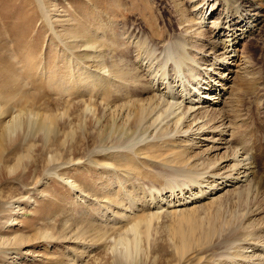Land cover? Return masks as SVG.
Instances as JSON below:
<instances>
[{
    "label": "rangeland",
    "instance_id": "1",
    "mask_svg": "<svg viewBox=\"0 0 264 264\" xmlns=\"http://www.w3.org/2000/svg\"><path fill=\"white\" fill-rule=\"evenodd\" d=\"M214 1L209 15L206 0H0V264H237L236 257L242 264L247 255L264 257V21L240 36L231 65L237 74L226 75L227 86L235 83L229 102L233 111L227 114L234 131L231 147L248 152L260 179L248 197L227 187L233 192L212 203L218 193H204L212 183L206 176L195 177L224 150L205 160L206 146L190 148L185 136L178 141L170 133L161 136L165 122L151 127L150 119L138 131L129 127L126 116L129 102L145 101L156 92L155 97L183 105L188 94L209 81V74L212 81L218 80L217 72L223 75L215 66L210 72L213 57L205 61L202 52L191 49L188 44L196 42L179 25L188 12L197 28L209 29L222 10ZM203 10L209 16L200 25ZM178 34L186 37V51ZM207 35L196 44L206 45ZM170 39L176 41L174 47ZM169 45L171 52L178 49L173 53L181 54L182 63L169 58L173 53L165 54ZM185 55L194 59L186 61ZM159 56L169 58L165 69ZM171 65L179 68L171 71ZM163 70L172 75L164 72L169 75L163 79ZM123 71L133 77L123 82L126 78L120 80L117 73ZM237 75L246 81L236 83ZM189 168L195 175L190 180L172 171ZM191 202L197 210L187 211ZM173 209L176 213L163 216ZM151 213L153 218L143 220ZM215 213L233 222L220 225ZM184 217L192 221L180 220ZM180 221L186 229L195 226L185 250L171 241ZM126 254L130 260L119 262Z\"/></svg>",
    "mask_w": 264,
    "mask_h": 264
},
{
    "label": "bare ground",
    "instance_id": "2",
    "mask_svg": "<svg viewBox=\"0 0 264 264\" xmlns=\"http://www.w3.org/2000/svg\"><path fill=\"white\" fill-rule=\"evenodd\" d=\"M216 1H218L217 3H219V6L220 7H222V10H221V12L217 15V18L215 19V20H213V22H210L211 23V26H210V28L209 29H205V30H200V29H202V28H199V27H202V26H198V28L195 26V22L192 20V19H194L193 17L192 18H190V16H189V13L187 12L186 14H185V12H184V14L183 15H181L183 18L181 19V24H179V25H183L182 26V31L181 30H179V32L181 31V32H183L184 34H186V36L188 37V36H190L189 38H191V39H193L194 41L193 42H196L197 43V41H202V40H204L205 38H207L206 37V35L208 34L209 35V40H208V43L205 45H203V44H199V45H197L196 43H191L192 44V46L190 45V44H188L189 46H190V48L191 49H196L195 51H198V52H202V56H203V58H204V60L205 61H208V59H207V57L208 56H212L213 58L211 59V62H210V65H209V70H210V72H212L213 71V69H214V66L215 67H217V68H215L216 70H222V71H225L224 73H223V75H221V76H218V72L216 73L217 74V76H216V78H218V80L216 81V79H215V81L213 80L212 81V79H214L213 78V73L210 75L209 74V81L207 82V83H204L203 84V86H201L200 85V87L197 89V90H193L194 91V93H192V95L191 96H189V94L187 95V97L186 98H184V100H183V103L185 104V106L183 107V105L182 104H177V103H170V102H166V100L164 101V100H162V99H160L159 97H155V95H156V93H155V95L153 96V97H151V98H148L147 100H145V101H140V102H135V103H133V102H129V105H128V108H126V116H127V118H128V121L130 120V123H131V126H129V127H133V129H138V131L141 129V130H143V125L145 124V123H147V122H149L150 121V119H151V127L152 126H155V127H158V125H161V127H163V126H165L164 124H163V126H162V123H166L168 126L166 127H164L163 129H161L160 128V135L162 136V135H166V134H171L170 135V138L171 139H177V141L178 140H180V137H184L185 136V138L186 139H190L189 141L191 142V144H189V145H191L190 146V148H194V147H201V146H206V148L203 150V152H202V154H203V157L205 158V160H208V157L212 154V153H215V152H218V151H221V150H224L223 151V153L219 156L218 155V157L217 158H214V156H211V157H213L214 159L213 160H211L210 161V163L208 164V166H206V167H201L202 169H205L202 173H196L197 175L195 176L193 173H192V171H191V169L190 170H188L187 171V169H185L186 171H180V170H178V169H172V171H173V173H180V175H181V177H183V174H186V177H188L189 178V180L190 179H192L193 178V176H195L196 178L197 177H200V176H203V178H204V176H206V178H207V180H206V182L207 181H210V182H208V184H211V186L209 187L210 188V190L209 191H205L204 189H203V192L206 194V193H208L209 195H216L217 193H218V195L217 196H215L214 198L212 197L211 198V200H212V203L213 202H217V201H219V199H220V197H222L224 194H226V193H228L229 191H232L233 190V188H234V190H237V191H239L238 193L241 195L242 193H244V192H246L247 193V196L246 197H248V195L251 193V187H253L254 186V184L257 182H259V180L258 179H256V173H254L255 171H253L254 170V167H251V164L248 162L249 160H248V155L249 154H247L248 152L247 151H244V150H240V148H234V150L232 149L234 146H232L231 147V145H232V134L233 133H231V132H234V131H231V129L232 128H230V124H228V122L230 121H228V116L230 115V114H228V112L229 111H231V109H232V106L231 105H229V102H232V99L233 98H231L232 97V95H233V90L234 89H232L233 88V86H234V84L235 83H232L231 85L232 86H227V84L230 82L229 81V78H228V76H226L227 74H237V72L235 71V73H234V71H233V69H232V61H233V59H234V55H235V46H236V44L238 43V40H239V38H240V36L242 37V36H244L246 33H252V31H254V29H256L257 27H261L262 25V23H263V21L264 20H262V19H264V0H216ZM206 2H210L209 4H206L207 5V10H208V8H209V15H211L212 14V12H213V10H214V4H212L211 2H215L214 0H206ZM210 4H212V5H210ZM200 7H202V5L200 6ZM207 10H203L202 12H201V14H200V19L202 20V21H200L199 22V24L200 25H202L201 23H204L203 21L204 20H207L208 19V16L209 15H207V13H208V11ZM193 11V10H192ZM193 13V12H192ZM199 13V12H198ZM197 13V14H198ZM195 14V13H194ZM196 15V14H195ZM207 15V16H206ZM199 17V16H198ZM195 20V19H194ZM198 24V25H199ZM196 27V28H195ZM204 28V27H203ZM258 30V29H257ZM260 30V29H259ZM182 34V33H181ZM181 34H178V36H179V38L180 39H182L181 37H180V35ZM183 34V35H184ZM177 35V34H176ZM207 35V36H208ZM174 36V35H173ZM178 36L176 37V36H174V37H176V38H178ZM174 37H172L173 39H174ZM176 38L174 39V40H176ZM186 37H184L183 39H182V41H184L185 42V39ZM188 38V39H189ZM180 39H178V41L180 40ZM187 39V40H188ZM171 40V43H172V46L174 45V44H176V41H174V43L172 42V39H170ZM181 41V40H180ZM188 41H190V40H188ZM187 42V41H186ZM186 42H185V44H184V47L182 48L181 47V45H182V43L181 42H179V43H181L180 45L179 44H177V45H179L180 47H178L177 45H175L176 47H178V49L179 50H181V51H183L182 49H184L185 47L187 48V47H189L188 45L187 46H185L186 45ZM166 43H167V41H166ZM188 43H190V42H188ZM169 44H170V42H169ZM166 45V44H165ZM164 45V46H165ZM171 45H169V46H166L167 47V49L170 47ZM171 46V47H172ZM195 48H194V47ZM154 47H155V45H154ZM162 47H163V44H162ZM174 47V46H173ZM150 48V47H149ZM156 48H157V46H156ZM182 48V49H181ZM185 48V49H186ZM189 48V49H190ZM162 49H166L165 47L164 48H162ZM166 49V51H170L169 49L167 50ZM178 49H176L177 51H178ZM184 49V50H185ZM188 49V50H189ZM154 50H156V49H154ZM172 50V49H171ZM176 50L175 49H173L172 50V52L170 51V52H166L165 54H171V53H173V51H175L176 52ZM220 50V51H219ZM180 51V52H181ZM186 51V50H185ZM194 51V50H193ZM193 51H190V52H193ZM217 51H219L220 52V54H218V55H216V53H217ZM160 52H162V50L160 51ZM165 51H163V53H164ZM197 52V53H198ZM182 53V52H181ZM184 53V52H183ZM189 53V52H188ZM187 53V54H188ZM197 53H195V54H197ZM178 55H181V54H179V53H177ZM176 54V55H177ZM185 54H186V52H185ZM201 54V53H200ZM173 56H169V58L171 57H173V58H175V60L176 59H179V62H181V60L183 59H181L180 57L181 56H179V57H177V56H175V53H173L172 54ZM161 56H163L162 54H161ZM161 56H159L160 57V59H161ZM166 56V55H165ZM175 56V57H174ZM188 56L190 57L191 55L190 54H188ZM188 56H186L185 55V57H184V60H186V61H189L190 62V60L192 59H194V56H193V58H191V59H189L188 60ZM198 56V55H197ZM201 56V57H202ZM157 57V56H156ZM164 57V56H163ZM177 57V58H176ZM182 57H183V55H182ZM186 57H187V59H186ZM236 57V56H235ZM148 58V57H147ZM168 59L169 60V58L168 57H165L164 58V61L161 59V61H163V62H165L166 63V65H164V63H163V65H164V69H165V66H167V64H169V63H167L166 61H165V59ZM209 58V57H208ZM167 60V61H168ZM170 60H172V59H170ZM174 59H173V61H175ZM197 60V59H196ZM199 60V59H198ZM148 61V60H147ZM178 61V60H177ZM195 61V60H194ZM155 62V61H154ZM160 62V61H159ZM158 62V63H159ZM178 62V63H179ZM183 62V61H182ZM181 62V63H182ZM202 63L204 62L203 60L201 61ZM118 63V62H117ZM149 63V62H148ZM157 63V62H156ZM162 63V62H161ZM160 63V64H161ZM172 64L174 63V64H176V61L175 62H171ZM185 63V62H184ZM200 62H198V64H199ZM209 63V62H208ZM160 64H157V65H160ZM187 64V63H186ZM186 64H185V66H186ZM192 64H194V65H196L197 64V62H193L192 61ZM197 64V65H198ZM29 66H30V63L28 64ZM163 65H162V68H163ZM178 65H180L179 67H180V71H181V67H182V65L179 63V64H177V66ZM190 65V64H189ZM28 66V67H29ZM172 66V68L171 67H169L168 69H171V71H172V69L174 70V67H176V68H179V67H177V66H174V65H171ZM212 66H213V69H212ZM120 67V66H119ZM154 67V66H153ZM157 67H159V66H157ZM161 67V66H160ZM168 67V66H167ZM197 67H199V65L197 66ZM113 69L115 68V67H112ZM144 68V67H143ZM194 68H195V66H194ZM120 69H122V68H120ZM120 69H117L116 68V70L118 71V70H120ZM161 69V68H160ZM183 69H185L184 67H183ZM245 69V68H244ZM148 70V69H147ZM152 70V69H151ZM157 70V69H156ZM159 70V69H158ZM157 70V71H158ZM162 70V69H161ZM176 70H179V69H176ZM175 70V71H176ZM193 70V72H195L194 71V69L192 68V69H190L189 68V72H191V71ZM105 71V70H104ZM113 71V70H112ZM121 71V70H120ZM126 71V70H125ZM129 71V70H128ZM127 71V72H128ZM143 71V70H142ZM154 71V70H153ZM179 71V72H180ZM116 72V71H115ZM114 72V73H115ZM126 72V73H127ZM145 72H147V71H145ZM156 72V71H155ZM164 72H167V73H169V71L167 70V71H165V70H163V72L161 73V77L162 76H164L163 77V79L165 78V75H167V74H165V75H163V73ZM215 72V71H214ZM118 73V75L121 77H119L118 75V78H120V80H123L124 78H126V80L124 79L123 80V82L124 81H127V80H129V77H133V76H130V74H129V72L127 73V75H126V73H124V71L123 72H117ZM160 73V72H159ZM171 73V72H170ZM169 73V74H170ZM173 73V72H172ZM177 73V72H176ZM175 73V74H176ZM185 73H187V70H185ZM196 73V72H195ZM207 73V72H206ZM206 73H205V75H206ZM168 74V75H169ZM181 74H183L184 76L186 75V74H184V72L182 73L181 72ZM188 74V73H187ZM192 74V73H191ZM197 74V73H196ZM142 75H143V73L142 74H140V76L139 77H141V79L143 78L142 77ZM151 75V74H150ZM153 75V74H152ZM151 75V76H152ZM158 75V74H157ZM167 75V76H168ZM172 74H170V76H171ZM177 76H179L180 75V73L179 74H176ZM198 75V74H197ZM243 75H245V72L243 73ZM114 76V75H113ZM116 76V77H117ZM124 76V77H123ZM176 76V77H177ZM180 76H182V75H180ZM188 76V75H187ZM186 76V78H188ZM192 76H196L195 74H193ZM199 76V75H198ZM138 77V78H139ZM161 77H159V78H161ZM174 77H175V75H174ZM183 77V76H182ZM117 78V79H118ZM128 78V79H127ZM149 78V77H148ZM151 78V77H150ZM155 78V77H154ZM153 78V79H154ZM169 78H171V77H169ZM180 78V77H179ZM189 78H195V77H191V75L189 74ZM199 78V77H198ZM116 79V80H117ZM144 79H145V77H144ZM182 79H184V78H182ZM204 79V78H203ZM115 80V79H114ZM113 80V81H114ZM130 80L133 82V80L130 78ZM146 80V79H145ZM151 80V79H150ZM149 80V81H150ZM159 80H161L162 81V78L161 79H159ZM166 80V79H165ZM168 80V79H167ZM185 81L186 80H188V79H184ZM194 79H192V81H193ZM195 80H196V78H195ZM197 80H199V79H197ZM235 80H236V83H239V84H242V83H244L245 81H246V79H245V76H239V75H237L236 76V78H235ZM131 81H129V83H131ZM143 81V80H142ZM156 81V80H155ZM160 81V82H161ZM179 81V80H178ZM180 81H181V79H180ZM184 81V82H185ZM189 81H191V80H189ZM201 81V80H200ZM203 81V80H202ZM115 82V81H114ZM117 82V81H116ZM122 81H119V83H121ZM122 82V83H123ZM182 82V81H181ZM196 82V81H195ZM194 82V83H195ZM152 83V82H151ZM154 83V82H153ZM164 83V82H163ZM166 83V82H165ZM164 83V84H165ZM175 83V82H174ZM190 83V82H189ZM192 83V82H191ZM193 83V84H194ZM123 84H126V82L125 83H123ZM149 84V83H148ZM183 84V83H182ZM188 84V83H187ZM186 84V85H187ZM199 84H201V82L199 83ZM117 85H118V83H117ZM163 85V84H162ZM166 85H167V83H166ZM169 85V84H168ZM168 85L166 86L167 88H168ZM179 85V84H178ZM185 85V84H184ZM160 86H161V83H160ZM173 86H174V84H173ZM172 86V87H173ZM176 86H177V83H176ZM188 86V85H187ZM190 86V85H189ZM195 86H197V85H195ZM205 86V87H204ZM148 87H150V85L148 86ZM147 87V88H148ZM151 87H153V86H151ZM157 87V86H156ZM165 87V88H166ZM171 87V86H170ZM179 87H181V86H179ZM186 87V86H185ZM191 87H193V86H191ZM191 87H190V89H191ZM160 87H158V89H159ZM177 88V87H176ZM183 88H184V86H183ZM187 89H188V87H186ZM185 88V90L186 91H188L187 89ZM149 89V88H148ZM151 89V88H150ZM149 89V90H150ZM180 89V88H179ZM193 89H194V87H193ZM155 90V89H154ZM169 90H170V88L168 89V91L167 92H169ZM201 90H203L202 92H200ZM152 91V90H151ZM166 91V90H165ZM185 91V92H186ZM192 91V92H193ZM223 91L226 93L227 91V97L224 99V93H223ZM162 92V91H161ZM175 92V91H174ZM181 92V91H180ZM183 92H184V89H183ZM154 93V92H153ZM171 94L173 93L172 91L170 92ZM210 94V95H207V94ZM161 94V93H160ZM165 94V93H164ZM170 94V96H169V98H171V95ZM174 94V93H173ZM177 94V93H176ZM182 94V93H181ZM186 94H187V92H186ZM158 95V94H157ZM179 93L176 95V97L178 98L179 96ZM234 95H235V93H234ZM174 96V95H173ZM173 96H172V98H173ZM163 97V96H162ZM182 97H184V95L182 96ZM181 97V98H182ZM234 97V96H233ZM165 98H167V95H166V97ZM171 98V99H172ZM208 98H210V99H208ZM164 99V98H163ZM176 99V98H175ZM178 100V99H177ZM213 100V101H212ZM231 100V101H230ZM236 100V99H235ZM261 100V99H260ZM169 101V100H168ZM170 101H172V100H170ZM180 101V99L178 100V102ZM182 103V102H181ZM83 104V103H82ZM228 106H229V108H228ZM230 106H231V108H230ZM85 107H87V106H85ZM104 107V106H103ZM124 107H125V105H124ZM123 107V108H124ZM235 107V106H234ZM88 108H90V107H87L86 109L84 108V110L85 111H87L88 110ZM105 108V107H104ZM107 108V107H106ZM122 108V109H123ZM117 109V108H116ZM230 109V110H229ZM2 110L3 109H1L0 108V112H2ZM110 110V109H109ZM113 111V110H112ZM116 111V110H115ZM122 110H120V112H121ZM232 111H233V109H232ZM88 112H89V110H88ZM109 112H111V111H109ZM114 112V111H113ZM120 112H118V113H120ZM106 113V112H105ZM230 113V112H229ZM227 114H228V116H227ZM14 118V117H13ZM16 121V120H15ZM12 124H13V122H11ZM129 123V124H130ZM233 125V124H232ZM12 126H17L16 124H14V125H12ZM142 127V128H141ZM149 127V125L148 126H146V128H148ZM150 127V128H151ZM6 128V129H5ZM146 128H144L145 130H147ZM149 128V129H150ZM4 129H5V132H6V135L7 136H11V131H10V129L8 128V126L6 127H4ZM14 130H15V128H14ZM155 131V130H154ZM16 132V131H15ZM154 133V132H153ZM156 133V132H155ZM158 133V132H157ZM158 134V135H159ZM153 135V134H152ZM157 135V134H156ZM158 135H157V137H158ZM155 136V135H154ZM165 137V136H164ZM178 137V138H177ZM194 141V142H193ZM180 142V141H179ZM182 142H184V141H182ZM186 142V141H185ZM187 143V142H186ZM199 144V145H198ZM169 145V144H168ZM194 146V147H193ZM189 148V147H188ZM231 150H233V151H231ZM247 152V153H246ZM230 153H231V155H230ZM232 153H233V156H232ZM215 155V154H214ZM217 156V155H216ZM229 162H231V164H227V163H229ZM207 163V162H206ZM178 166V165H177ZM179 167V166H178ZM182 168V167H181ZM201 169V170H202ZM253 169V170H252ZM173 173H171L172 175H173ZM191 174H193V175H191ZM176 175V174H175ZM202 178V179H203ZM200 180H202L201 178H199ZM204 180V182H205V179H203ZM195 181V180H194ZM198 181V180H197ZM200 182V181H199ZM207 184V183H206ZM201 186H203V185H201ZM227 187H233L232 188V190L231 189H229V188H227ZM257 187V186H256ZM207 188H208V186H207ZM208 188V189H209ZM228 189V190H225L224 191V189ZM254 188H255V186H254ZM256 189V188H255ZM254 189V190H255ZM188 191V190H187ZM221 191H223L222 193H219V192H221ZM237 191H236V194H238L237 193ZM182 192H184V190L182 191ZM186 192V191H185ZM189 192V191H188ZM187 192V193H188ZM233 192V191H232ZM201 193H202V191H201ZM195 194H196V192H195ZM203 194V193H202ZM204 194V195H205ZM207 194V195H208ZM193 195V194H192ZM208 195V196H209ZM239 195V196H240ZM195 196V195H194ZM200 195H198L197 197H199ZM206 196V195H205ZM178 197V196H177ZM183 197V196H182ZM193 197V196H192ZM196 197V198H197ZM201 198L202 197H204V196H200ZM199 197V198H200ZM240 197H242V196H240ZM239 197V198H240ZM173 199H174V197H173ZM177 199V198H176ZM184 200L185 199H188V197L186 198H183ZM191 199V198H190ZM210 199V198H209ZM242 199H244L243 197H242ZM241 199V200H242ZM246 199V198H245ZM244 199V200H245ZM162 200H164V199H162ZM180 200V199H179ZM184 200H183V202H184ZM189 200V199H188ZM187 200V201H188ZM171 201V200H170ZM177 201V200H176ZM182 201V200H181ZM180 201V202H181ZM161 202V201H160ZM172 202V201H171ZM180 202H179V205H180ZM186 202V201H185ZM187 203H189V202H187ZM192 203V202H191ZM166 205H167V203H165ZM169 204V203H168ZM172 204V203H171ZM171 204H169V205H171ZM177 204V203H176ZM175 204V205H176ZM192 205H193V203H192ZM178 206V205H177ZM188 206V205H187ZM169 207V206H168ZM171 207H173L172 205H171ZM171 207H169V208H171ZM190 207V206H189ZM198 207V206H197ZM196 206H191L189 209H187V211H194V210H197L198 208H197ZM163 208V207H162ZM161 207H157L156 209H162ZM163 210H166V208L165 209H163ZM174 210V209H173ZM159 212H161L162 213V211L161 210H159L158 211V214H156L157 213V211H155V212H153L154 214H156V215H159V214H161V213H159ZM167 212V213H166ZM183 213L182 211H178V214H180V213ZM217 212V211H216ZM164 213V212H163ZM168 213L170 214L171 213V215H172V213H176V210H174V211H165V213L163 214V216H165L166 217V215L165 214H167V216H168ZM256 212L253 210V213L252 214H255ZM258 213V212H257ZM152 214V213H151ZM155 215V216H156ZM154 216V217H155ZM162 216V214L160 215V217ZM157 217V216H156ZM215 219H219V224L221 225H224V224H228V223H230L231 224V222H233L232 220H230V221H224L223 219H221V218H219V213H215ZM144 218V217H143ZM151 218H153V214H152V216H150V215H146L145 216V219H143V220H145V221H147L148 219H151ZM159 218V217H158ZM233 218L234 219H236L237 218V215H234L233 216ZM155 219V218H154ZM186 221V222H191L192 220H188V217H184V218H181L180 220H182V221H184V220ZM140 220H142V219H140ZM139 220V221H140ZM229 220V219H228ZM147 223V222H146ZM184 222H178L177 223V228H176V230H175V232H174V235H175V237H173V240H171V241H173L172 242V244L174 243V245H178V248L179 249H181V250H185L186 248H187V246H188V244H189V240H190V238H191V231L192 230H194L195 229V226H192V227H190L189 229H186L185 227L187 226L186 224H183ZM141 225V224H140ZM251 225V224H250ZM147 226V225H146ZM228 227H229V225H227ZM135 227H137V226H135ZM144 227V226H143ZM253 227V226H252ZM134 228V227H133ZM138 228V227H137ZM215 228V227H214ZM214 228L213 227H211L209 230L210 231H213L214 230ZM224 228V227H223ZM139 229V228H138ZM236 229V228H235ZM235 229H233L234 231H235ZM136 229H134V231H135ZM261 230V229H260ZM139 231V230H138ZM141 231V230H140ZM148 231V230H147ZM133 232V231H132ZM262 232V231H261ZM126 233V232H125ZM135 233H137L136 231H135ZM140 233V232H139ZM142 233V232H141ZM263 233V232H262ZM134 234V233H133ZM125 235V234H124ZM123 235V236H124ZM139 235V234H138ZM144 235V234H143ZM122 236V237H123ZM127 236V235H126ZM134 236H135V234H134ZM145 236H148L147 234L145 235ZM254 236V235H253ZM138 237V236H137ZM250 237V236H249ZM252 237V236H251ZM255 237V236H254ZM254 237H252V238H254ZM263 237V236H262ZM124 238V237H123ZM132 238H133V236H132ZM260 238H261V236H260ZM259 237H257V240H259L260 239ZM264 238V237H263ZM251 239V238H250ZM249 239V240H250ZM120 240V239H119ZM126 241H128L129 242V240H127V239H125ZM253 240V239H252ZM252 240H250V242H248V243H250L251 244V241ZM256 240V239H255ZM262 240H264V239H262ZM121 241V240H120ZM123 241H124V239H123ZM132 241H133V239H132ZM253 242H255L254 240H253ZM260 242H261V240H260ZM260 242L259 241H256V243H259V245H260ZM132 244H134L133 242H131ZM125 244H127V243H125ZM130 244V243H129ZM248 245V244H247ZM252 245V244H251ZM256 245H258V244H255V246ZM258 245V246H259ZM131 246V245H130ZM253 246V245H252ZM254 246V247H255ZM260 247V246H259ZM264 247V242H263V246H262V248ZM126 248H129V247H126ZM131 248V247H130ZM247 248H249V247H247ZM246 248V249H247ZM251 248V247H250ZM253 248V247H252ZM240 249V248H239ZM242 249V248H241ZM243 250H245V249H243ZM243 250H242V252H243ZM253 250V249H252ZM247 251V250H246ZM264 251V250H263ZM128 252H130V251H128ZM128 252H126V253H128ZM248 252V251H247ZM240 253V252H239ZM130 254V253H129ZM244 254V253H243ZM247 254V253H246ZM245 254V255H246ZM251 254V253H250ZM254 254H255V252H254ZM259 254V253H258ZM240 255H242V253L240 254ZM244 255V256H245ZM236 256V255H235ZM234 256V257H235ZM238 256V255H237ZM259 255H257V256H254V255H247V256H245L247 259H246V262L245 263H242V264H264V259H261L262 257H263V255L261 256V258H260V256L258 257ZM244 257V258H245ZM238 258H239V256H238ZM264 258V257H263ZM236 259H237V257H236ZM236 259H234L235 260V262L238 264L239 263V260L238 261H236ZM240 259V258H239ZM242 259V258H241ZM240 259V261H245V260H241ZM130 260V258H129V256H128V254H126V255H124V256H122L120 259H118V261L119 262H128ZM255 260V261H254ZM262 260V261H261ZM234 262V261H233ZM256 262V263H255ZM233 264V263H232ZM240 264V263H239Z\"/></svg>",
    "mask_w": 264,
    "mask_h": 264
}]
</instances>
